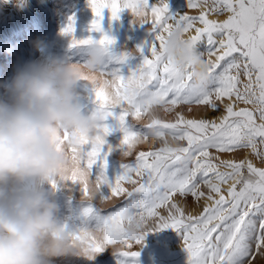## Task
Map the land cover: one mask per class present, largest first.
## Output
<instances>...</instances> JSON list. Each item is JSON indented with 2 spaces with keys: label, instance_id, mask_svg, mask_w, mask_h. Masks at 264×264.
Masks as SVG:
<instances>
[{
  "label": "snow or ice",
  "instance_id": "6c2138e0",
  "mask_svg": "<svg viewBox=\"0 0 264 264\" xmlns=\"http://www.w3.org/2000/svg\"><path fill=\"white\" fill-rule=\"evenodd\" d=\"M89 6L95 17L90 30L96 32L103 31L105 9L112 19H118L123 9L142 11L147 23L151 16L154 42L150 57L144 56L126 76L116 65L126 63L128 55L112 53L114 40L101 36L99 42L108 50L102 71L115 78L112 90L118 104H112L102 88L94 87L93 92L96 113L104 121L109 117L118 121L124 145L134 149L137 138L146 142L147 129L152 127L162 142L159 148L139 151L134 163H123L122 172L112 181L106 175L111 147L102 152L99 137L93 144L84 142L83 165L88 174L74 171L64 181L79 184L88 199L92 168L100 161L95 188L100 192L103 186L108 187L103 201L125 198L123 206L104 215L91 206L83 209L82 215L94 217L103 233L102 240L89 241L91 249L101 252L116 243L130 249L133 242L141 244L147 232L171 228L183 233L188 264H251L256 253L264 255V0H187V8L199 9V14L177 17L169 15L167 0L158 4L150 0H89ZM225 13L223 21L209 18ZM74 23L70 17L65 34L74 32ZM172 30L194 32L191 39L196 43L207 38L210 69L205 84L194 86L190 70L176 69L166 56L164 41ZM92 40L91 36L85 40L73 37L71 46ZM221 104L223 112L215 118H190L177 111L186 105L191 112L197 105L215 112ZM117 108L119 114L115 115L113 109ZM159 109L174 113V118L158 115L147 127L135 130L129 125V117L147 118ZM112 131L105 123L103 133ZM169 137L186 141V146L173 148ZM240 150H249V155L240 158ZM225 156L228 158H222ZM177 195L211 203L196 215L186 214L175 200ZM133 218L144 224L145 233L130 239L125 225ZM119 253L124 259L118 264H137L138 251Z\"/></svg>",
  "mask_w": 264,
  "mask_h": 264
},
{
  "label": "clouds",
  "instance_id": "9594fccd",
  "mask_svg": "<svg viewBox=\"0 0 264 264\" xmlns=\"http://www.w3.org/2000/svg\"><path fill=\"white\" fill-rule=\"evenodd\" d=\"M17 2L26 4L27 0ZM132 15L136 24L148 21L142 11ZM196 45L190 34L172 30L165 38L164 52L176 69H189L192 84L200 86L208 80L210 64ZM34 46L41 52L46 48L42 40ZM76 47L85 49L83 62L49 56L43 63L17 67L10 80L0 83L4 89L0 95V264H52L53 258L69 255L95 260L100 254L91 249L89 241L100 240L102 229L70 231L51 198L64 177L74 171L88 174L83 165L85 141L93 144L99 137L102 147L108 144L103 133L105 121L96 111L82 112L78 84L86 81L93 88H102L111 103L118 104L112 90L115 78L102 71L108 59L105 45L93 39ZM139 51L137 48L127 55ZM158 115L154 110L144 126ZM146 139L161 142L154 127L147 129ZM144 142L145 138H137L134 144ZM168 144L180 147L174 140ZM108 147L120 150L123 158L133 151L122 140ZM97 193V188L92 189L88 200ZM125 232L131 239L144 234L145 227L133 218L125 225Z\"/></svg>",
  "mask_w": 264,
  "mask_h": 264
},
{
  "label": "rangeland",
  "instance_id": "374dc122",
  "mask_svg": "<svg viewBox=\"0 0 264 264\" xmlns=\"http://www.w3.org/2000/svg\"><path fill=\"white\" fill-rule=\"evenodd\" d=\"M159 0H150L151 4H158ZM171 2V3H170ZM169 5V15L177 17L184 14L198 15L199 9H188L187 0H180L178 7H170L173 0H167ZM227 13L221 15L211 14L210 19L223 21ZM73 18L74 32L71 35L65 34L63 29L69 23V18ZM94 14L89 6V0H27L26 4H20L17 0H0V83L10 80L15 74L17 67L28 63H43L49 56H56L64 59L66 62H83L86 59L85 49L82 47H72V38L77 40L87 39L90 36L99 40L102 35H108L114 40L110 51L116 55L129 53L139 48V54L128 55V60L122 65H116L123 75H128L130 70H134L141 62L144 56L150 57V45L154 42V33L151 29V16L149 23L136 24L133 22L132 12L123 9L118 14V19H112L108 9L103 12L102 32L92 31L91 22ZM221 18V19H220ZM24 32V33H23ZM194 35V32L189 33ZM29 36V37H28ZM42 40L46 45L43 52L38 51L34 42ZM13 44V45H12ZM197 49L207 56V38L197 42ZM19 49V54L10 56L13 48ZM10 59L12 61H10ZM11 62V63H10ZM8 65V66H7ZM110 78V77H109ZM77 101L84 114H90L95 111L93 87L86 81H81L77 86ZM4 94V89L0 87V95ZM182 107V106H181ZM178 108L190 118H215L223 112V105L213 112L204 106H192V111H188V106ZM238 107H245L239 104ZM247 107L251 108V105ZM202 109V112H200ZM114 114H119V109H113ZM204 112V113H203ZM163 119H173L174 113L165 114ZM170 116V118H168ZM129 119V125L134 128L144 126L147 118L142 117L139 120ZM105 123L113 131L106 139L108 144L115 146L121 140L123 133L119 131L118 121L114 117H109ZM140 125V126H139ZM169 142L172 139L169 137ZM180 146H186V141H176ZM106 144L102 152L108 151ZM162 142H152L151 140L138 144L127 158L121 157L120 150H113L107 156L106 175L112 181L122 172V164H132L141 150H153L159 148ZM231 155V154H229ZM249 155V150H240V158ZM222 158H228L227 156ZM252 158V157H250ZM255 159V158H253ZM259 164V161H256ZM101 171L100 161L92 168V177H90V189L95 188V176ZM49 188L48 185H45ZM125 187L131 189V185ZM206 191V189H205ZM109 192L107 186H103L91 201L84 197L79 184L71 181H64L56 189L51 197L59 206L58 216L62 222L66 223L70 231H79L82 228L96 227L97 221L94 217H84L82 215L85 207H93L99 215L115 210L123 206L124 197H111L103 201V197ZM175 200L181 204L186 214L196 215L200 213L205 204L211 203L204 199L197 202L191 195H177ZM167 215L166 212H161ZM103 239V233L100 240ZM138 251L139 257L137 264H188V254L184 247L183 233L174 231L171 228L148 232L141 244L132 243L130 249H125L122 244L116 243L106 245L104 250L96 256L95 260H88L77 256H63L53 258L52 264H118V261L124 259L120 256V251ZM256 258L251 264H264V255L256 253Z\"/></svg>",
  "mask_w": 264,
  "mask_h": 264
},
{
  "label": "bare ground",
  "instance_id": "6f19581e",
  "mask_svg": "<svg viewBox=\"0 0 264 264\" xmlns=\"http://www.w3.org/2000/svg\"><path fill=\"white\" fill-rule=\"evenodd\" d=\"M157 1V0H156ZM172 1V0H171ZM171 3V2H170ZM179 4H180V0H173V3L170 5V7H172V8H176V7H178L179 6ZM221 19V18H220ZM24 33V32H23ZM29 37V36H28ZM13 45V44H12ZM198 45V44H197ZM197 45H196V47H197ZM198 50V49H197ZM20 52H19V49H17L16 47L15 48H13L12 49V52H11V54H9L10 56H13V54L14 55H16V54H19ZM10 61H12L11 59H10ZM11 63V62H10ZM8 66V65H7ZM224 103H227V100H225V102ZM183 107V106H182ZM181 107V108H182ZM184 108V107H183ZM182 108V109H183ZM158 112H159V115H160V117H164L165 115L163 114L164 112H163V110L162 109H159L158 110ZM200 112H202V109H201V111ZM204 113V112H203ZM168 118H170V116H168ZM140 126V125H139Z\"/></svg>",
  "mask_w": 264,
  "mask_h": 264
}]
</instances>
